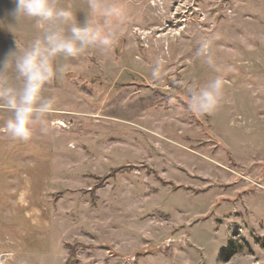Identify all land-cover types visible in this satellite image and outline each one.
I'll return each mask as SVG.
<instances>
[{"label": "rangeland", "instance_id": "374dc122", "mask_svg": "<svg viewBox=\"0 0 264 264\" xmlns=\"http://www.w3.org/2000/svg\"><path fill=\"white\" fill-rule=\"evenodd\" d=\"M58 2L83 24L86 0ZM120 2L109 52L57 58L30 140L0 105V264H264V0ZM14 6L0 61L37 35L10 30ZM216 77L218 106L193 113L188 89Z\"/></svg>", "mask_w": 264, "mask_h": 264}, {"label": "clouds", "instance_id": "9594fccd", "mask_svg": "<svg viewBox=\"0 0 264 264\" xmlns=\"http://www.w3.org/2000/svg\"><path fill=\"white\" fill-rule=\"evenodd\" d=\"M13 31L22 21H31L37 35L26 45L15 42L0 61V105L12 113L5 124L6 136L27 142L38 121L54 110L55 97L44 95L45 85L64 72L58 57H77L89 50L107 53L119 35L125 9L120 0H86L87 11L81 25L71 7L58 0H13ZM14 32V31H13ZM196 55L212 63L210 42H201ZM152 75H159V62ZM224 82L216 77L204 86L188 89V107L195 114H209L218 106ZM46 132V128L41 129Z\"/></svg>", "mask_w": 264, "mask_h": 264}, {"label": "trees", "instance_id": "16d2710c", "mask_svg": "<svg viewBox=\"0 0 264 264\" xmlns=\"http://www.w3.org/2000/svg\"><path fill=\"white\" fill-rule=\"evenodd\" d=\"M233 251H231V249L223 251L222 254V258L224 260L228 259L231 255H232Z\"/></svg>", "mask_w": 264, "mask_h": 264}]
</instances>
